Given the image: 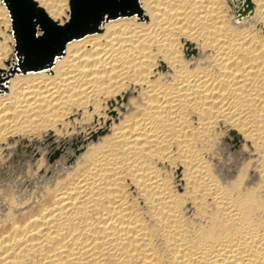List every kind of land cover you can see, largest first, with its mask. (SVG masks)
Instances as JSON below:
<instances>
[{
  "label": "bare ground",
  "instance_id": "bare-ground-1",
  "mask_svg": "<svg viewBox=\"0 0 264 264\" xmlns=\"http://www.w3.org/2000/svg\"><path fill=\"white\" fill-rule=\"evenodd\" d=\"M25 1L0 0V264H264V0Z\"/></svg>",
  "mask_w": 264,
  "mask_h": 264
},
{
  "label": "rangeland",
  "instance_id": "rangeland-1",
  "mask_svg": "<svg viewBox=\"0 0 264 264\" xmlns=\"http://www.w3.org/2000/svg\"><path fill=\"white\" fill-rule=\"evenodd\" d=\"M19 1L22 2L23 5L27 6V3L25 0H19ZM129 6H130L129 0H108L105 4L93 3L92 1H86L84 5V12L86 16L90 18L95 12H96L95 14H97L102 7H107L109 9L114 10L118 8H127ZM47 28H49V34H50L48 39L42 42L37 40V38H35L36 40L32 39L34 41L32 44V50H31L32 58L34 60L32 62L38 61L41 57H43V54H45V52L52 49L56 45V43H58L60 34L53 28H50V26H47Z\"/></svg>",
  "mask_w": 264,
  "mask_h": 264
}]
</instances>
